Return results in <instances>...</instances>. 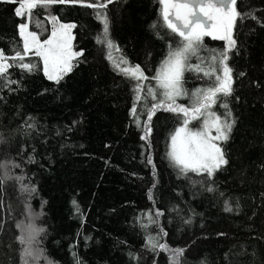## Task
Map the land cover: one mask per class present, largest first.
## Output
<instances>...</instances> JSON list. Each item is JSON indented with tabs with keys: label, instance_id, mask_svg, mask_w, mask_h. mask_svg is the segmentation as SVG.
I'll list each match as a JSON object with an SVG mask.
<instances>
[{
	"label": "trees",
	"instance_id": "1",
	"mask_svg": "<svg viewBox=\"0 0 264 264\" xmlns=\"http://www.w3.org/2000/svg\"><path fill=\"white\" fill-rule=\"evenodd\" d=\"M17 7L0 0V49L8 55L14 42L22 48L17 26L28 22L27 14L15 15ZM237 8L256 19L238 20L234 29L237 48L228 61L234 91L227 103L235 123L229 140L219 142L229 163L213 180L189 174L205 180L204 187H215L213 193L194 186L169 163V133L179 123L173 113L157 111L148 141L141 139L145 104H136L137 120L131 115L135 82L118 74L106 58L108 50L97 44L102 25L94 9L57 4L34 10L29 28L40 37L48 32L49 13L74 23L73 47L83 55L58 84L30 55L25 62L37 64V70L9 69L18 83L0 89V161L18 164L12 174L23 175V183L36 189L22 192L11 179L0 192V264H20L16 224L27 222L26 205L40 214L34 221L44 229L39 247L54 264H76L73 254L81 264H169L168 254L144 247L145 235H157L161 228L167 233L162 243L186 249V264H264V0H238ZM106 13L110 38L121 50L113 56L123 55L153 76L173 42L167 29L151 27L162 22L157 0H114ZM205 44L224 47L208 37ZM185 81L190 92L206 84L192 72ZM214 110L225 111L218 105ZM26 121L37 129L29 130ZM225 200L233 212L223 210ZM157 211L159 226L144 229L145 214L155 218Z\"/></svg>",
	"mask_w": 264,
	"mask_h": 264
},
{
	"label": "snow or ice",
	"instance_id": "2",
	"mask_svg": "<svg viewBox=\"0 0 264 264\" xmlns=\"http://www.w3.org/2000/svg\"><path fill=\"white\" fill-rule=\"evenodd\" d=\"M16 3L17 17L27 14L28 22H21L18 27V35L22 41V48L15 45L12 55L0 49V89L18 83L10 79L9 69L20 68L25 72L37 70V64L25 62L26 57L34 55L43 64L44 76L49 81L59 83L66 75L73 71L79 62L78 58L83 51H74L72 30L76 28L74 23H63L57 16L49 13L46 19L51 23V34L47 39L41 40L36 31L29 30L32 15L37 7L47 11L53 5L83 4L94 9L96 19L102 25V31L97 35L96 42L104 46L107 51V59L118 74L134 81V102L131 115L137 120L136 104L143 102L146 107L148 119L145 122V135L142 140L148 141L152 132L150 122L157 111L173 113L178 126L169 133L166 157L169 163L178 170V174L192 181L193 185L200 184L204 187L205 180H195L190 173L196 176L213 180L217 172L229 163L226 153L218 142H227L232 132L234 120L227 98L233 94V69L229 66L230 53L237 48L234 38V29L238 20L245 18L256 19L252 13H241L238 8V0H157L160 5V21L151 25L153 29L164 28L173 37L169 43L165 57L160 61L151 77L145 75L140 65H131L127 58L120 55L113 56V52L121 50L110 38L109 21L106 13L107 5L114 0H95L94 3H86L85 0H7ZM259 22V21H258ZM39 27V22H37ZM159 36V32H157ZM214 41H223V49L209 48L205 44V38ZM195 73L197 79H203L206 84L193 89L191 92L184 87L185 74ZM202 74V75H201ZM243 75V73H241ZM148 81L149 83H145ZM154 81V84L151 83ZM187 97V105L178 103V99ZM149 98L151 102L149 103ZM225 109L218 114L215 106ZM31 120V118H29ZM196 122V126L193 125ZM26 127L36 130L37 124L33 121ZM214 133V134H213ZM149 147L151 144L149 142ZM29 157V161H33ZM147 163L152 164V157H147ZM20 167L11 161H0V192L8 180L15 179L20 184L22 192L31 194L35 192L34 186L29 187L23 183V175H13L11 169ZM214 183V181H213ZM204 190L213 193L217 189L213 186L204 187ZM221 197L224 196L220 192ZM149 199H152L151 190ZM73 205L79 211V206L73 200ZM4 208L2 197H0V210ZM28 212L27 222L20 221L16 224L19 235L16 241L22 246L20 250V264H54L46 255L45 250L39 247L38 237L44 231L34 221L39 213H33L31 206L26 205ZM176 210V209H174ZM223 210L227 213L233 212L229 200L224 201ZM148 225H142L147 229L149 225L159 226V217L156 212L155 218L146 213ZM186 223H191L187 220ZM3 223H0V230ZM167 235L163 229L157 235L147 233L145 235L144 247L152 252H164L168 254L169 264H186L184 261V248H171L166 242H161ZM76 264H81L75 257ZM130 255H132L130 253ZM204 264V261H201Z\"/></svg>",
	"mask_w": 264,
	"mask_h": 264
},
{
	"label": "rangeland",
	"instance_id": "3",
	"mask_svg": "<svg viewBox=\"0 0 264 264\" xmlns=\"http://www.w3.org/2000/svg\"><path fill=\"white\" fill-rule=\"evenodd\" d=\"M54 16H56V15H54ZM61 21V20H60ZM61 22H63V23H71V22H65V21H61ZM48 24H49V26H48V32H47V34L44 36V37H40V39L41 40H44V39H47L48 38V36L51 34V23L48 21ZM29 30H31L30 28H29ZM31 31H33V30H31ZM72 45H73V40H72ZM73 50L74 51H79V50H76L74 47H73ZM41 61V60H40ZM41 66H42V69H43V64H42V61H41ZM43 71V70H42ZM154 84V83H153ZM178 100H180L181 101V103L182 104H185V105H187L188 103H189V101H188V98L187 97H185V98H183V99H178ZM190 126H196V125H190ZM214 134V133H213ZM219 143V142H218Z\"/></svg>",
	"mask_w": 264,
	"mask_h": 264
}]
</instances>
